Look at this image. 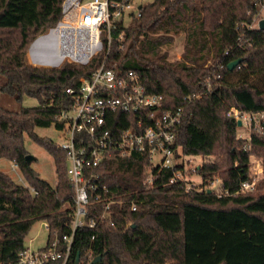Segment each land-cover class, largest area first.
Segmentation results:
<instances>
[{"label":"trees","instance_id":"1","mask_svg":"<svg viewBox=\"0 0 264 264\" xmlns=\"http://www.w3.org/2000/svg\"><path fill=\"white\" fill-rule=\"evenodd\" d=\"M62 2L0 0V95L14 102L25 97L37 101L18 111L0 106V159L12 161L27 183L18 185L0 171V264L16 262L36 222L48 225L49 243L54 235L61 239L69 232L74 191L66 155L35 129L61 127L56 117L71 103L66 89L88 78L104 55L87 66L65 61L58 68L37 69L26 63L31 41L61 20ZM257 10L254 0H153L140 7V17L129 25L116 23L106 66L118 75L137 73L147 93L162 96L163 111L183 109L174 157H202L205 161L195 171L200 186L219 176L221 194L169 184L181 163L161 170L146 187L145 154L107 159L97 170L106 196L125 202L112 205V224L99 218L101 203L86 208L87 218L97 223L74 235L68 264H92L97 257L94 264H264V162L256 192L238 193L241 183L252 181L250 154L264 161V118L247 141L237 138L233 116V111L264 115V30L248 28ZM60 31L51 32V39L63 37ZM177 35L184 36V52L170 62L162 48ZM39 40L33 47L39 49L38 59L44 55L39 45L44 39ZM192 95L200 98L183 100ZM133 119L110 114L107 128L117 133ZM25 136L51 156L54 186L26 161Z\"/></svg>","mask_w":264,"mask_h":264},{"label":"built area","instance_id":"2","mask_svg":"<svg viewBox=\"0 0 264 264\" xmlns=\"http://www.w3.org/2000/svg\"><path fill=\"white\" fill-rule=\"evenodd\" d=\"M254 5L258 10L248 28L258 30L259 21L264 19V0H254ZM61 14L57 25L35 40L51 32L59 34L61 30L62 42L72 47V57L50 68H58L65 61L87 66L98 56L104 57L88 78L82 77L76 88L66 89L65 94L71 103L56 117L57 123L61 124L60 128L55 127L62 134L59 147L65 152L66 174L74 191L69 232L61 239L54 235L50 243L47 238L44 246L36 251L25 248L19 252L14 264H68L74 235L82 229L94 228L97 223L87 218L86 208L92 204L101 203L99 218L112 224V205L125 201L106 196L108 190L101 184V175L97 172L102 163L112 157L145 154L148 172L143 185L146 187L153 184L161 170L173 169L181 163L182 169L173 172L169 184L180 183L185 191L213 192L209 184L201 187L185 180L184 164L174 157L173 145L183 109L163 111L162 96L147 93L137 73L129 70L118 75L105 64L112 42V29L116 23H124L126 15L139 18L140 7H134L130 0H63ZM198 98L200 95H192L183 100L190 102ZM118 112L132 115L134 119L129 127L114 133L107 128L108 117ZM244 114L247 117L255 115ZM253 189L254 182L246 181L240 184L238 193ZM220 194L216 193L217 196ZM126 202L134 212L135 203L131 200ZM44 225L48 235L49 227L46 223ZM130 225L128 220L127 226Z\"/></svg>","mask_w":264,"mask_h":264},{"label":"rangeland","instance_id":"3","mask_svg":"<svg viewBox=\"0 0 264 264\" xmlns=\"http://www.w3.org/2000/svg\"><path fill=\"white\" fill-rule=\"evenodd\" d=\"M88 1V0H85ZM131 4L134 7L145 6L148 3L153 2V0H130ZM264 17V12L262 13ZM133 17L126 15L124 17V25L127 26L132 21ZM47 33V32H45ZM43 35V34H41ZM38 35L31 41L26 50V58L25 61L31 67L37 69H51L50 67L57 66V64L67 57H72V47L66 45V42H62L64 37L57 39H51L52 34H48L46 37L42 38L44 40H39L41 43L42 50L41 52L44 54L43 57L37 58L38 50H34L35 40L41 36ZM54 36V35H53ZM60 39V40H59ZM34 43V44H33ZM46 45L43 46L42 45ZM33 44V45H32ZM58 44V45H56ZM184 36L177 35L173 37V42L170 45L164 46L162 51L167 53V60L170 62L178 61L181 59L182 54L184 52ZM32 45V47H31ZM56 45V47H55ZM51 46V47H50ZM31 47V49H30ZM56 55H58L56 57ZM32 61H31V58ZM55 56V57H54ZM35 58V60H34ZM42 58H45L44 60ZM42 59V60H41ZM52 59V60H51ZM33 62V64H32ZM209 64V62L207 63ZM2 80H0V84ZM37 105V101L34 98L25 97L21 102H14L9 100L6 97L0 95V106L4 109L11 111H18L23 107H34ZM233 115L236 117L237 121H240V125L237 126L236 136L237 138L249 140L250 135L254 129H260L259 122L264 118V115H252L247 117V114H240V112L233 111ZM35 133L40 138H48L52 140L56 144H60L62 142V134L56 130L54 126L49 128H36ZM24 147L27 151L28 155L31 157L30 167L39 175V178L51 186H54L56 183V175L54 164L51 156L39 145H37L33 140L29 137H24ZM180 161L183 162L185 170H184V178L185 180L191 181V185H200L202 183V179L193 171H196L198 167H200L204 163V159L199 156L194 157H185L184 159L179 158ZM263 158L255 153H251L249 156V176L250 179L254 182V189L250 192H256V185L261 181L263 176ZM14 163L5 158L0 159V171L6 175H8L12 181L18 185L26 186L27 183L25 179L22 177L19 169L17 167L13 168ZM210 189L218 194L221 193L220 188V178L219 176H215L212 178L211 182H209ZM208 185V184H206ZM204 185V186H206ZM47 239V231L45 229L44 222H36L32 225L31 229L27 233L24 238V247L29 248L31 251H36L42 248Z\"/></svg>","mask_w":264,"mask_h":264},{"label":"water","instance_id":"4","mask_svg":"<svg viewBox=\"0 0 264 264\" xmlns=\"http://www.w3.org/2000/svg\"><path fill=\"white\" fill-rule=\"evenodd\" d=\"M258 30H264V19L260 20L259 23H258ZM238 60L237 61H233L231 62L229 65H228V69L229 70H232L237 64H238ZM238 125H240V122H237ZM31 160V157L29 155L26 156V161L27 162H30ZM100 260V257H97L96 259H94L92 261V264H94L95 262L99 261Z\"/></svg>","mask_w":264,"mask_h":264},{"label":"bare ground","instance_id":"5","mask_svg":"<svg viewBox=\"0 0 264 264\" xmlns=\"http://www.w3.org/2000/svg\"><path fill=\"white\" fill-rule=\"evenodd\" d=\"M59 38L61 39V37H59ZM60 39H59V40H60Z\"/></svg>","mask_w":264,"mask_h":264}]
</instances>
